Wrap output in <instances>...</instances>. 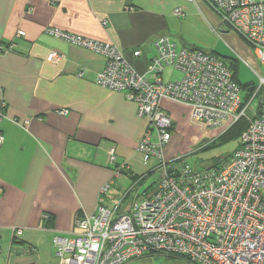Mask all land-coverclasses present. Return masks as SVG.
Listing matches in <instances>:
<instances>
[{
  "label": "crops",
  "instance_id": "crops-1",
  "mask_svg": "<svg viewBox=\"0 0 264 264\" xmlns=\"http://www.w3.org/2000/svg\"><path fill=\"white\" fill-rule=\"evenodd\" d=\"M213 10L207 0H0V46L16 44L0 52V264H60L54 236H73L77 217L100 204L113 208L110 190L102 189L121 180L115 169L123 165L122 175L134 181L153 165L138 150L148 120L139 116L137 103L97 83L105 58L46 28L112 43L138 72L147 73L161 35L205 50L186 26L200 14L214 31ZM20 30L25 34L19 36ZM136 49L141 56H134ZM54 50L63 58L50 62ZM181 77L173 67L163 73L165 81ZM161 104L172 132L176 113L192 110L169 98ZM111 147L115 163L109 160ZM173 153L169 142L166 159ZM152 172L157 184L160 175ZM14 228L23 234L15 237Z\"/></svg>",
  "mask_w": 264,
  "mask_h": 264
},
{
  "label": "built area",
  "instance_id": "built-area-1",
  "mask_svg": "<svg viewBox=\"0 0 264 264\" xmlns=\"http://www.w3.org/2000/svg\"><path fill=\"white\" fill-rule=\"evenodd\" d=\"M207 1L219 14L221 26L234 28L250 42L264 66V0ZM175 13L184 16L181 9ZM45 31L105 58L97 83L137 103L139 116L148 120L138 150L144 163H153L151 170L160 175L156 188L136 199L127 212L118 214V207L100 204L94 213L77 217L78 232L73 236L55 235L60 264H127L155 254L182 256L191 264H264V77L251 84V96L243 98L242 86L222 56L181 47L169 35L156 39L157 52L147 73H140L112 43L57 27ZM15 46H0V52ZM133 54L139 57L142 50ZM62 58L56 50L47 57L50 62ZM167 67L179 70L182 77L165 81ZM164 98L190 105L194 121L204 127L245 118L236 150L220 165L198 170L182 158L167 160L173 122L162 108ZM3 142L0 133V145ZM109 160L115 163L114 147ZM122 170L123 165L117 168V177ZM109 187L105 185L102 193ZM14 233L21 236L23 229L14 228Z\"/></svg>",
  "mask_w": 264,
  "mask_h": 264
},
{
  "label": "rangeland",
  "instance_id": "rangeland-1",
  "mask_svg": "<svg viewBox=\"0 0 264 264\" xmlns=\"http://www.w3.org/2000/svg\"><path fill=\"white\" fill-rule=\"evenodd\" d=\"M213 11L218 19L214 31L200 14L193 16L188 21L186 31L190 34L191 39L205 50L223 56L229 65L235 63L237 79L241 85L246 82L259 84L260 77H264V66L258 59L254 47L234 28L221 26L219 14L215 10ZM246 93L247 91L242 86L241 95L243 98ZM259 98L254 100L253 105L258 102ZM188 110L187 112L182 108V111L176 113L180 118L170 141V145L174 149L172 157L182 158L192 168L198 170L226 159L236 150L239 144L240 125L224 123L219 127H204L200 122L194 121L192 110ZM252 114L251 111L250 115ZM155 178L154 174H149L147 179L139 182L137 179L131 180L132 178L127 175H121L119 177L121 180L118 183L120 185L116 184L109 189L108 195L114 201L112 209L118 206V214L127 212L138 196L152 188L150 186ZM147 262H150L149 264H168L163 255L146 256L129 263L145 264Z\"/></svg>",
  "mask_w": 264,
  "mask_h": 264
},
{
  "label": "trees",
  "instance_id": "trees-1",
  "mask_svg": "<svg viewBox=\"0 0 264 264\" xmlns=\"http://www.w3.org/2000/svg\"><path fill=\"white\" fill-rule=\"evenodd\" d=\"M223 57V56H222ZM224 58V57H223ZM225 59V58H224ZM226 60V59H225ZM227 61V60H226ZM228 63V62H227ZM229 64V63H228ZM230 67L232 68V70H233V73H234V78H235V80L240 84V82H239V80L237 79V73H236V69H235V67H236V64L235 63H233V65H230ZM251 84H253V83H251V82H246V83H244V84H240L241 86H243V88L246 90V91H248V89L251 87ZM251 96V94H248L247 93V95H246V97L248 98V97H250ZM234 125L236 126V125H240L241 126V130L238 132L239 133V136H240V134H241V132L244 130V128L246 127V125H247V120L244 118V119H240V120H238L236 123H234ZM220 163H221V161L220 162H217V163H214L213 165H211V166H214V167H216V166H218V165H220ZM210 166V167H211ZM119 167V166H118ZM117 167V168H118ZM206 168H208V167H206ZM194 169V168H193ZM115 170H117V169H115ZM124 171L122 170V173H123ZM154 172H152V170H150L148 173H146V174H144V175H142V178H140V179H138L139 180V182L140 181H143L142 179H144V178H146V176H148L149 174H153ZM136 180V179H135ZM137 180V181H138ZM154 186V187H153ZM156 186H157V184H156V182H154V183H152V185L150 186V187H152L149 191H146V192H144L143 194H141L140 195V197H142V196H146V195H148V194H150L155 188H156ZM130 191V190H129ZM128 191V192H129ZM139 197V198H140ZM49 216V215H48ZM50 217V216H49ZM15 235V237L17 236L16 234H14ZM160 255H163L164 257H165V260H166V262H168V264H188L187 263V260L184 258V257H182V256H178V255H167V254H155V255H150V256H160ZM150 263V262H149ZM148 262L147 263H145V264H149ZM128 264H133V263H128Z\"/></svg>",
  "mask_w": 264,
  "mask_h": 264
}]
</instances>
